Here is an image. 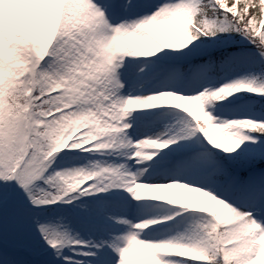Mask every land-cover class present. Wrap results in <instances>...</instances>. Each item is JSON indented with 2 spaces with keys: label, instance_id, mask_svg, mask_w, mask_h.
I'll return each mask as SVG.
<instances>
[{
  "label": "snow or ice",
  "instance_id": "obj_1",
  "mask_svg": "<svg viewBox=\"0 0 264 264\" xmlns=\"http://www.w3.org/2000/svg\"><path fill=\"white\" fill-rule=\"evenodd\" d=\"M130 259L264 264V0H0V264Z\"/></svg>",
  "mask_w": 264,
  "mask_h": 264
},
{
  "label": "rangeland",
  "instance_id": "obj_2",
  "mask_svg": "<svg viewBox=\"0 0 264 264\" xmlns=\"http://www.w3.org/2000/svg\"><path fill=\"white\" fill-rule=\"evenodd\" d=\"M170 191L172 192L173 195H176L177 197H182V198H189V197L195 198L199 195L197 193L189 192L187 189L174 188V189H171ZM129 263L135 264V262L132 261L131 259Z\"/></svg>",
  "mask_w": 264,
  "mask_h": 264
}]
</instances>
